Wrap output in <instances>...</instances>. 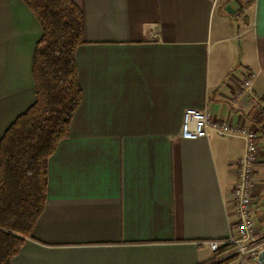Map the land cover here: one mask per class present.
<instances>
[{
    "label": "crops",
    "instance_id": "1",
    "mask_svg": "<svg viewBox=\"0 0 264 264\" xmlns=\"http://www.w3.org/2000/svg\"><path fill=\"white\" fill-rule=\"evenodd\" d=\"M82 100L48 160L44 209L10 264H232L239 136L181 137L187 108L264 134V0H74ZM41 25L0 0V139L35 100ZM253 74L248 93L241 80ZM264 232V137L253 179ZM254 264H259L258 261Z\"/></svg>",
    "mask_w": 264,
    "mask_h": 264
},
{
    "label": "trees",
    "instance_id": "2",
    "mask_svg": "<svg viewBox=\"0 0 264 264\" xmlns=\"http://www.w3.org/2000/svg\"><path fill=\"white\" fill-rule=\"evenodd\" d=\"M23 1L42 32L32 62L35 100L0 139V264H10L44 209L48 160L69 136L83 97L76 62L85 32L81 8L74 0ZM234 249L227 243L217 252Z\"/></svg>",
    "mask_w": 264,
    "mask_h": 264
},
{
    "label": "built area",
    "instance_id": "3",
    "mask_svg": "<svg viewBox=\"0 0 264 264\" xmlns=\"http://www.w3.org/2000/svg\"><path fill=\"white\" fill-rule=\"evenodd\" d=\"M252 79L253 74L247 73L236 90L237 97L249 92ZM250 99L257 110H264V102L259 97L251 94ZM210 131L241 137L245 142V151L237 162V174L232 189L237 216L236 237L224 241L212 240L208 244L212 250H217L221 245L231 243L235 246L232 264H254L259 252L264 250V232H260L261 229L253 218L252 194L259 144L264 134L245 124L214 118L208 110L187 108L184 111L180 132L182 138L206 137Z\"/></svg>",
    "mask_w": 264,
    "mask_h": 264
},
{
    "label": "water",
    "instance_id": "4",
    "mask_svg": "<svg viewBox=\"0 0 264 264\" xmlns=\"http://www.w3.org/2000/svg\"><path fill=\"white\" fill-rule=\"evenodd\" d=\"M257 261L259 264H264V250L259 252Z\"/></svg>",
    "mask_w": 264,
    "mask_h": 264
}]
</instances>
